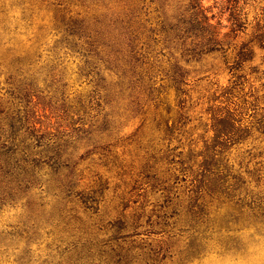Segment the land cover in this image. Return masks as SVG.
I'll list each match as a JSON object with an SVG mask.
<instances>
[{
    "label": "rangeland",
    "instance_id": "1",
    "mask_svg": "<svg viewBox=\"0 0 264 264\" xmlns=\"http://www.w3.org/2000/svg\"><path fill=\"white\" fill-rule=\"evenodd\" d=\"M0 264H264V0H0Z\"/></svg>",
    "mask_w": 264,
    "mask_h": 264
},
{
    "label": "trees",
    "instance_id": "2",
    "mask_svg": "<svg viewBox=\"0 0 264 264\" xmlns=\"http://www.w3.org/2000/svg\"><path fill=\"white\" fill-rule=\"evenodd\" d=\"M207 19H208V17H207Z\"/></svg>",
    "mask_w": 264,
    "mask_h": 264
}]
</instances>
